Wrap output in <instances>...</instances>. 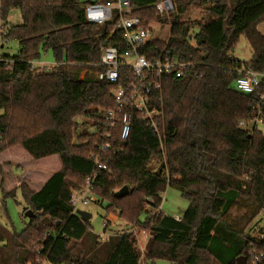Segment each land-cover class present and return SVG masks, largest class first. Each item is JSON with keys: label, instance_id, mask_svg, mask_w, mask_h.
<instances>
[{"label": "trees", "instance_id": "1", "mask_svg": "<svg viewBox=\"0 0 264 264\" xmlns=\"http://www.w3.org/2000/svg\"><path fill=\"white\" fill-rule=\"evenodd\" d=\"M102 1L0 0L2 22L13 11L22 20L0 35L2 46L12 40L20 45L17 56L0 54L1 190L5 201L21 190L25 212L35 215L19 234L0 226V264L46 258L52 264H142L134 233L101 242L90 221L73 214L71 194L92 176L94 203L149 234L148 262L237 264L245 257L250 264L254 255H264L261 233L248 234L264 217V134L239 124L258 115L264 81L253 95L239 93L234 83L246 71L264 73V35L258 30L264 0H176L175 12L163 22L171 27L168 40L143 54L151 61L172 54L193 69L182 79L164 77L161 91L153 93V108L161 113L158 133L135 109L124 110L132 116L125 143L119 129L106 138L104 115L115 109V87L96 77L104 47L125 50L123 33L114 32L117 19L97 26L84 14L88 4ZM161 1L131 0V16L145 24L159 21L154 6ZM192 11L202 20L186 19ZM241 37L252 51L245 64L232 56ZM42 52L53 54V69L33 66ZM121 74L131 81L129 71ZM261 112L264 123V105ZM106 143L110 148L102 151ZM14 152L54 165L15 178L13 169L24 167L7 160ZM124 187L129 194L116 198ZM169 188L189 202L179 221L161 211Z\"/></svg>", "mask_w": 264, "mask_h": 264}, {"label": "built area", "instance_id": "2", "mask_svg": "<svg viewBox=\"0 0 264 264\" xmlns=\"http://www.w3.org/2000/svg\"><path fill=\"white\" fill-rule=\"evenodd\" d=\"M154 8L160 15L159 21L144 23L141 19L132 17L133 12L131 0H104L94 2L85 7V19L92 25H105L116 21L114 32L121 31L125 43V50L122 52L118 47H104L100 63L97 65L101 70L96 73L97 80L106 82L113 87L115 109L104 115L105 126L108 128L107 139H110L111 132L119 129L120 139L125 143L132 132V116L128 107L139 112L147 127L158 133L157 119L161 113L153 108L152 95L162 89V80L166 76H173L182 79L191 74L193 64L184 62L174 55L161 56L156 60H149L144 51H154L152 44L167 41L171 27L163 22L168 21L169 17L176 10V0H164L157 3ZM9 25H0V32L4 33L9 29ZM197 31V25L193 26L191 32ZM166 34L167 37H164ZM1 62V59H0ZM34 66V63H33ZM121 70L129 71L128 75L121 74ZM130 78V77H129ZM264 73L246 71L236 79L234 88L244 95L257 93L263 84ZM264 105V93L260 95L259 104L256 106L258 115L250 123L240 122V128L244 130L258 129L263 125L261 108ZM110 148V143L102 146L105 151ZM98 170H104L105 166L96 160ZM94 177H88L82 190L74 191L71 194V205L73 214L78 217L77 212L81 208L88 207L95 202ZM106 228V224L104 225ZM49 237V235H46ZM106 235L99 236L101 241H106ZM264 238V233L260 235ZM264 260V255H254L250 264H259ZM35 264H52L47 258L37 259Z\"/></svg>", "mask_w": 264, "mask_h": 264}, {"label": "rangeland", "instance_id": "3", "mask_svg": "<svg viewBox=\"0 0 264 264\" xmlns=\"http://www.w3.org/2000/svg\"><path fill=\"white\" fill-rule=\"evenodd\" d=\"M80 1L86 2L88 0H80ZM202 17L203 16L200 12L192 11L189 13V16H186V19L190 18V20L192 21H201ZM21 22L22 20L19 12L13 11L10 13L7 23L2 22L0 20V25L8 24L10 27H12L21 24ZM259 27L258 28L260 29V31L264 34V23L260 24ZM167 35L168 34H166L164 37H167ZM19 52H20V45L18 44V42L12 40L5 43L2 46L0 40L1 55L14 57L19 55ZM232 56L235 60L243 64L250 62V60L252 59V51L245 37L240 38ZM55 64L56 63L53 54L51 52H42L40 60L34 63V67L41 70H51L56 66ZM84 74H85L84 72L81 73V78H83ZM1 114L2 112H0V115ZM88 128L90 132L93 131L91 122H88ZM258 130L264 134V124L260 125L258 127ZM7 160H10L11 162L19 163L24 167V170L22 167H20L18 170L13 169V176L15 178H20L25 175L32 177L38 172V170L36 171V169L34 168H40L45 165L46 167L52 168L54 165L53 163L52 164L35 163L34 161H31V159L25 154V152L24 153L14 152L13 154H10V157ZM155 166L156 164L154 163V166H152V170L153 167ZM10 185L11 182H8L6 188L10 189ZM162 198H163V202H162L161 211L164 212L166 216L172 217L174 219L183 217L186 209L188 208L189 202L188 200L182 197L179 191L169 188L163 194ZM26 208L27 206L23 199L21 190H17L16 197L14 199H8L6 201L4 200V195L1 190V182H0V226H2L5 230H7L10 233H17V234L21 233L29 222L28 218L25 216ZM105 208H106V204L100 206L96 203H93L88 207L81 208V211L88 212L92 215L90 224H91V233L93 235L102 236L104 235V232H106L105 233L106 241H102V242H107L110 237L118 233H127V232L134 233L141 249L142 264H170L167 261H157L155 263L148 262L145 256H146L147 242L150 237L149 234L146 232L144 233L140 232L139 229H137L136 227L126 223L125 221L115 216L107 215ZM146 208L149 209L148 207ZM105 224L108 225V227L113 226V229L115 228L116 229L111 232L108 229L104 231ZM259 232L261 234L264 233V220L261 219V216L258 217V219L250 226L248 230V234L259 235L260 234ZM32 248L36 252L39 250L38 245H34ZM30 264H33V260L30 261ZM211 264H222V263L220 261L218 262L212 261Z\"/></svg>", "mask_w": 264, "mask_h": 264}, {"label": "water", "instance_id": "4", "mask_svg": "<svg viewBox=\"0 0 264 264\" xmlns=\"http://www.w3.org/2000/svg\"><path fill=\"white\" fill-rule=\"evenodd\" d=\"M129 194V189L128 187H124L123 189H121L120 191H118L116 194H115V197L116 198H124L125 196H127ZM77 215L78 217L84 221V222H88L91 220L92 218V215L88 212H85V211H81L79 210L77 212ZM25 216L28 218V219H31V218H34L35 215L32 213V211L28 210L25 212ZM237 264H247V259L245 257H241L237 260Z\"/></svg>", "mask_w": 264, "mask_h": 264}, {"label": "crops", "instance_id": "5", "mask_svg": "<svg viewBox=\"0 0 264 264\" xmlns=\"http://www.w3.org/2000/svg\"><path fill=\"white\" fill-rule=\"evenodd\" d=\"M259 28H260V27H259ZM259 28H258V30L260 31V29H259ZM260 33H261V34H263L261 31H260ZM263 35H264V34H263ZM55 65H56V64H55ZM55 65H54V66H55ZM54 66H53V67H54ZM181 218H182V217H181ZM181 218H177L176 220H178V221H179V220H181ZM261 219H263V220H264V217H263V216H261ZM109 220H111V219H109ZM111 222H112V221H111ZM119 224H120V223H119ZM115 229H116V228H115ZM115 229H113V226H111V227L109 226V227H108V230H109L110 232H111V231H114ZM104 231H106V230H104ZM105 233H106V232H104V234H105ZM143 233H144V232H143ZM98 237H99V236H98ZM100 241H101V240H100ZM101 242H102V241H101Z\"/></svg>", "mask_w": 264, "mask_h": 264}]
</instances>
